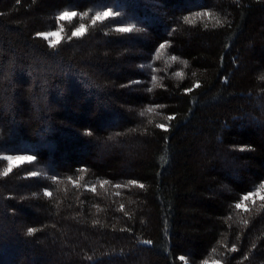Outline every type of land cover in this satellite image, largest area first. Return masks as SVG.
Instances as JSON below:
<instances>
[{
    "label": "trees",
    "instance_id": "16d2710c",
    "mask_svg": "<svg viewBox=\"0 0 264 264\" xmlns=\"http://www.w3.org/2000/svg\"><path fill=\"white\" fill-rule=\"evenodd\" d=\"M262 76L264 0H0V264H264Z\"/></svg>",
    "mask_w": 264,
    "mask_h": 264
},
{
    "label": "snow or ice",
    "instance_id": "6c2138e0",
    "mask_svg": "<svg viewBox=\"0 0 264 264\" xmlns=\"http://www.w3.org/2000/svg\"><path fill=\"white\" fill-rule=\"evenodd\" d=\"M92 9H89L88 11H85L83 13H78L76 10H64L62 12H60L56 19L59 21H71L74 18H77L78 16L81 18L84 17H88L89 16V12H91ZM211 13L209 12H198L195 14V17H211ZM121 16V11L119 9L117 10H113V6L111 5H106L105 8L103 10H96L94 12V14L91 17V24L93 26H96L97 23H104L105 21H109L112 20L113 22H116V18ZM195 17H186L185 18V23H194L195 22ZM217 24H220V20L217 19L216 20ZM135 28L134 24L128 25V26H117L115 27V32L117 33H129L132 32L133 29ZM87 31L86 27L84 24H79L77 27H75L72 31L70 36L68 37V39H71L72 37H76V38H80L83 37V35L85 34V32ZM64 32V28L61 27L59 29V31H45V32H40L37 33L36 35L43 38L44 40L49 42V46L51 48H56L60 42L61 39H63V37L61 36V33ZM50 38H56V39H50ZM161 48L165 47V45H160ZM173 60H176L177 57L173 56L171 57ZM150 67V66H149ZM177 75H183L182 73H177ZM194 75V73H193ZM261 79H264V76L261 77ZM152 80L155 81L156 77L152 76ZM195 87L198 88L200 87L199 83L195 84ZM150 90V89H149ZM187 91H191V89H187ZM147 112H152L153 108H148L146 110ZM140 115H145V112H141ZM168 120H172L175 119L174 116H169L167 117ZM157 127L163 129L164 131H167V127L164 124H158ZM0 151H3L2 149H0ZM163 159V157H162ZM0 160L6 161L7 162V167L4 169L3 171V176L7 177L10 173L13 172L14 168H20L25 164H33L34 161L37 160V156L35 154H6V155H0ZM30 176L36 177V176H40L41 173L38 171H31L29 173ZM50 179L55 180V177H49ZM109 183V181L105 180L103 181V184H107ZM130 183L138 186L141 189L145 188V185L142 183H138L136 181H131ZM117 188L121 187V185H116ZM261 187H264V185H262ZM93 191H95V189H92ZM256 193H254L253 195H255ZM44 195L51 197L52 193L50 191H45ZM262 199H264V197H261ZM252 199V195H244L243 196V200L248 201ZM236 208H243L244 206L240 203H237L235 205ZM121 211H123V205H121L120 208ZM245 211H247V209L245 208ZM95 223H99V221H95ZM122 230H126V229H122ZM37 231L36 228H28L27 229V235H32ZM151 243V241L148 240H143L142 244L144 245H149ZM232 251H235V248L232 249ZM89 259H91L89 257ZM179 259L181 261H184L185 257L184 256H180Z\"/></svg>",
    "mask_w": 264,
    "mask_h": 264
},
{
    "label": "rangeland",
    "instance_id": "374dc122",
    "mask_svg": "<svg viewBox=\"0 0 264 264\" xmlns=\"http://www.w3.org/2000/svg\"><path fill=\"white\" fill-rule=\"evenodd\" d=\"M53 31H59V29L58 30H53ZM61 36L64 37L63 33H61ZM50 39H56V38H50ZM154 59H160V60H163V61L166 60L167 61V64H168V62H170L171 57H170V55L168 53V47H167V45H165V47H163V48L160 47L157 50V52L155 53ZM166 71L168 72V68H166ZM206 264H221V263H219L217 261H209Z\"/></svg>",
    "mask_w": 264,
    "mask_h": 264
}]
</instances>
